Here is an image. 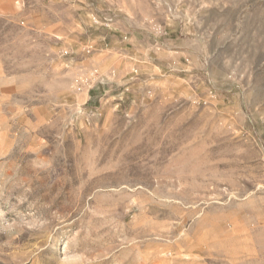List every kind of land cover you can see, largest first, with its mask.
<instances>
[{
    "label": "rangeland",
    "instance_id": "1",
    "mask_svg": "<svg viewBox=\"0 0 264 264\" xmlns=\"http://www.w3.org/2000/svg\"><path fill=\"white\" fill-rule=\"evenodd\" d=\"M0 264H264V0H0Z\"/></svg>",
    "mask_w": 264,
    "mask_h": 264
}]
</instances>
